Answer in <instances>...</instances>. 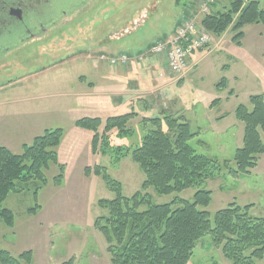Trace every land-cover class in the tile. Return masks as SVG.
Masks as SVG:
<instances>
[{
	"label": "rangeland",
	"instance_id": "1",
	"mask_svg": "<svg viewBox=\"0 0 264 264\" xmlns=\"http://www.w3.org/2000/svg\"><path fill=\"white\" fill-rule=\"evenodd\" d=\"M201 1L180 0L176 4L175 0H99L90 11L73 13L67 42L65 38L57 40L55 53L47 48L21 52L14 72L0 75L2 84L13 81V86L0 89V144L21 155V145H29L31 138L44 130L61 129L63 133L57 149L58 164L63 167L60 182H56L59 167L50 163L44 170L46 184L36 198L32 184L28 190L8 196L2 207L12 212L13 225L9 227L0 219V250L13 257L30 252L34 264H62L70 259L73 264H111L107 244L94 221L107 214L97 202L111 200L113 194L100 177L86 175L84 170L106 168L107 174L121 183L125 197L139 191L145 177L129 156L112 164L108 155L93 154L90 133L75 126L80 118L104 120L135 113L136 118L128 124L133 136L116 138L113 132L111 142L135 148L148 130V125L141 122L143 118L183 116L191 131L199 132L188 142L196 154L228 161L229 168L234 169V155L242 146L243 131L240 134L234 125L232 112L238 105L250 109L249 96L264 95V26L243 27L239 44L232 42L229 30L219 38L208 34L210 42L193 53L192 61L193 54L189 57L182 75L169 73L157 57L158 65L145 60L149 58L146 50L170 36L183 19L185 4L194 3L190 11L197 13ZM257 1L264 10V0ZM215 2L220 11L228 5V0ZM202 17L197 14L198 23ZM136 54L143 57L133 61L138 65L131 79L141 91L157 92L142 99L133 97L128 105L116 104V91L134 88L107 60L119 55L133 58ZM65 56L68 58L61 62ZM221 78L226 79L227 86L216 89ZM88 91L95 94L85 96ZM228 91L233 94L230 96ZM217 99L221 104L211 105ZM221 114H228V118L214 125V117ZM200 188L211 192L210 204L202 209L210 221L232 202L248 205L250 216L264 218V158L260 156L248 175L234 178L224 169ZM196 190L158 195L148 189L147 193L153 203L169 204L178 199L191 201ZM36 204L39 208L29 212ZM187 264L230 263L210 236H204ZM255 264H264V256Z\"/></svg>",
	"mask_w": 264,
	"mask_h": 264
},
{
	"label": "trees",
	"instance_id": "2",
	"mask_svg": "<svg viewBox=\"0 0 264 264\" xmlns=\"http://www.w3.org/2000/svg\"><path fill=\"white\" fill-rule=\"evenodd\" d=\"M180 4V0H175ZM217 2L203 15L200 26L213 37L219 38L226 31L233 33L232 42L239 44L243 27L251 24L264 26V10L257 0H228L227 7L217 10ZM194 3H186L184 17L193 9ZM227 81L221 78L216 89L226 88ZM231 96L233 91H228ZM214 100L211 105L219 103ZM250 109L244 105L235 108L234 116L243 125L242 146L235 151L234 169L229 162L196 154L188 142L199 135L192 132L183 116L162 115L143 118L142 124L148 130L135 148L117 145L116 138H131L132 128L128 127L136 118L133 112L111 116L104 120L83 117L75 126L91 135L93 154L108 155L112 164L126 156L138 166L145 179L140 190L130 197L123 195L120 182L106 172V168L94 166L85 168L86 175L100 177L105 188L113 194L111 200L101 199L97 206L107 212L94 221V227L103 235L111 264H187L197 242L210 236L212 244L221 251L230 264H255L264 256V218L252 217L250 206H239L235 202L217 211L212 221L202 210L210 204L211 192L200 187L213 179L224 169L237 178L248 175L256 167L258 157L264 154V95L248 98ZM147 127V126H146ZM61 129H46L23 145L22 154L15 155L0 145V219L12 227L13 214L2 204L10 194L21 193L34 185L32 195L46 184L44 170L50 163L59 167L57 149L61 143ZM197 188L192 200L178 199L169 204H155L148 189L158 195L180 193ZM177 206V207H176ZM39 208L36 204L29 212ZM0 264H34L30 252L17 257L0 250ZM62 264H73L72 259Z\"/></svg>",
	"mask_w": 264,
	"mask_h": 264
},
{
	"label": "flooded vegetation",
	"instance_id": "3",
	"mask_svg": "<svg viewBox=\"0 0 264 264\" xmlns=\"http://www.w3.org/2000/svg\"><path fill=\"white\" fill-rule=\"evenodd\" d=\"M98 1L0 0V75L14 72L21 52L47 48L55 53L57 40L65 38L67 42L73 13L88 12ZM11 86L13 81L0 83V89Z\"/></svg>",
	"mask_w": 264,
	"mask_h": 264
},
{
	"label": "built area",
	"instance_id": "4",
	"mask_svg": "<svg viewBox=\"0 0 264 264\" xmlns=\"http://www.w3.org/2000/svg\"><path fill=\"white\" fill-rule=\"evenodd\" d=\"M214 2L215 0H202L197 13L189 10L190 17H183L175 27L173 34L169 38L157 42L150 50V54L163 59L169 73L174 75L185 73L189 57L210 42V36L197 22V14H207ZM100 58L105 60L103 57ZM107 61L110 66L128 65L131 62L126 55H120L116 59L111 58Z\"/></svg>",
	"mask_w": 264,
	"mask_h": 264
},
{
	"label": "crops",
	"instance_id": "5",
	"mask_svg": "<svg viewBox=\"0 0 264 264\" xmlns=\"http://www.w3.org/2000/svg\"><path fill=\"white\" fill-rule=\"evenodd\" d=\"M173 31L171 32V35L173 34ZM170 36H168L167 38H169ZM167 38H165V39H167ZM165 39H163V40H165ZM153 46L154 45H152L150 48H148L146 50L147 54L149 55V58L147 57L145 60H147V62L149 64H152V65L153 64L154 65H158L159 64V60H161L162 63L165 65L163 59L159 58V60H158L152 54L150 55V50H151V48ZM139 56H142L143 57V54H141V55L140 54H136V56H134L135 58L134 57L132 58V57L128 56L129 59L131 60V63L128 66L127 65H120V64H117L116 65V68H117L116 69V72L118 71V73L121 76L120 78L121 79H122V77L125 78L127 80L126 81L127 82V85H129L130 87H133L134 88V90L129 91V92L128 91L127 92H125V91H116V96H117L116 97L117 98L116 104H119V105H128L131 102V99L133 97H137L139 99H142L143 97L144 98L147 97V95H151L152 96L153 94H155L157 92V91H155V92L154 91H149V92L141 91V89L138 88L139 87V84H137L134 79H131L132 78L131 75H133L132 72L136 69V67L138 65V64L134 63L133 61L136 59V57H139ZM194 56H195V54H193V56H191V58H190L191 61H192V57H194ZM129 77H130L131 80L129 79ZM137 85H138V87H137ZM89 92H91V91H88V93L86 92L85 96H89V95H94L95 94V93H89ZM100 96L104 97V94H101ZM220 104L221 103H218V105H220ZM235 108H234V110L232 112V118H233L234 125H237L238 126V131H240V134H241L242 131H243V126H242V124L240 122H238L236 120V118L234 116ZM209 112H211V109L209 110ZM227 118H228V114H221L219 116H215L214 117V125L222 124L225 121V119H227ZM35 137H37V136H35ZM35 137H32L31 139L33 140V138H35ZM261 139L264 142V135H261ZM0 145L3 146V147H6L5 144H0ZM23 145H25V144H23ZM23 145H21V149H22ZM238 146H239V144H237L236 148ZM7 149L9 150V148H7ZM261 158H264V155L263 156H260V159ZM246 206H248V205H246Z\"/></svg>",
	"mask_w": 264,
	"mask_h": 264
}]
</instances>
